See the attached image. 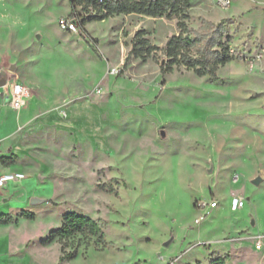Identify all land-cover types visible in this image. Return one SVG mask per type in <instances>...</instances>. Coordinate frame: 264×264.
I'll return each mask as SVG.
<instances>
[{
    "label": "rangeland",
    "instance_id": "1",
    "mask_svg": "<svg viewBox=\"0 0 264 264\" xmlns=\"http://www.w3.org/2000/svg\"><path fill=\"white\" fill-rule=\"evenodd\" d=\"M71 11L70 0H0V172L26 175L0 197L12 217L0 264H264V0H191V56L232 57L217 79L181 63L161 73L177 17L114 15L82 34L59 26ZM139 30L157 49L125 66ZM15 78L30 92L20 111L5 104ZM211 198L196 224V202ZM69 212L104 235L42 245Z\"/></svg>",
    "mask_w": 264,
    "mask_h": 264
},
{
    "label": "trees",
    "instance_id": "2",
    "mask_svg": "<svg viewBox=\"0 0 264 264\" xmlns=\"http://www.w3.org/2000/svg\"><path fill=\"white\" fill-rule=\"evenodd\" d=\"M72 11L70 15H76L77 24L84 29V26L92 21L104 20L114 15L138 14L149 17H177L180 33L171 36L163 48L169 61L161 65V73L169 71L175 64H183L194 68L199 76L210 75L217 79L216 69L218 64H225L232 60L228 50L218 55L215 62H210L206 52L201 57L194 58L190 51L197 43V39L185 35V19L188 18V10L191 7V0H70ZM92 7L95 13H86L83 16L77 12V6ZM144 30H139L132 41V48L125 58V66L131 56L146 59L157 47L151 46L148 39L144 36ZM22 216L33 219L34 214L26 211ZM12 221L8 215L0 216V224H7ZM77 233H90L101 235L103 232L99 223L85 215L76 212H69L64 216L63 224L60 228L52 231L48 238L42 240V245H48L58 239L69 238ZM76 257L72 252L62 256L60 261H70ZM229 255H217L212 257L211 264H227Z\"/></svg>",
    "mask_w": 264,
    "mask_h": 264
},
{
    "label": "built area",
    "instance_id": "3",
    "mask_svg": "<svg viewBox=\"0 0 264 264\" xmlns=\"http://www.w3.org/2000/svg\"><path fill=\"white\" fill-rule=\"evenodd\" d=\"M215 4L221 9H228L232 5L233 0H213ZM59 26L68 32L82 33L83 28L77 24L76 15L63 16L59 19ZM5 87V104L16 111L23 109L30 97V92L28 87L19 82L16 78L4 83ZM26 178L23 172L19 171H9L0 173V197H4L3 191L10 184H17L22 182ZM219 202L216 198H211L210 200H202L196 202V207L199 210V216L195 219L196 224H202L206 217L218 207ZM245 205V200L242 197L236 196L231 200V209L237 211L243 208ZM256 246L258 248L262 247V241L257 240Z\"/></svg>",
    "mask_w": 264,
    "mask_h": 264
},
{
    "label": "water",
    "instance_id": "4",
    "mask_svg": "<svg viewBox=\"0 0 264 264\" xmlns=\"http://www.w3.org/2000/svg\"><path fill=\"white\" fill-rule=\"evenodd\" d=\"M261 182H262V178H261V177H257V178H255V179L253 180V183H254L255 185H259Z\"/></svg>",
    "mask_w": 264,
    "mask_h": 264
},
{
    "label": "crops",
    "instance_id": "5",
    "mask_svg": "<svg viewBox=\"0 0 264 264\" xmlns=\"http://www.w3.org/2000/svg\"><path fill=\"white\" fill-rule=\"evenodd\" d=\"M86 28H87V26H86ZM4 85V84H3ZM5 92V91H4ZM4 172H9V171H4ZM0 173H3V172H0ZM7 190V188L4 190V191H6ZM4 191H3V195L5 196V197H8L7 195H5V193H4ZM8 199H6L5 198V201H7Z\"/></svg>",
    "mask_w": 264,
    "mask_h": 264
}]
</instances>
